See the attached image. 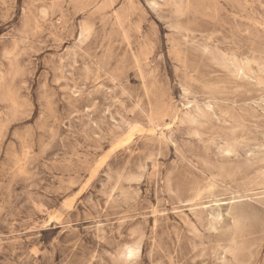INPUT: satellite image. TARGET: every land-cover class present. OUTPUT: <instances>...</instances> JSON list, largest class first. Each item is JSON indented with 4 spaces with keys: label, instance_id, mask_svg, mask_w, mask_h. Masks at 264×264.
Here are the masks:
<instances>
[{
    "label": "rangeland",
    "instance_id": "obj_1",
    "mask_svg": "<svg viewBox=\"0 0 264 264\" xmlns=\"http://www.w3.org/2000/svg\"><path fill=\"white\" fill-rule=\"evenodd\" d=\"M0 264H264V0H0Z\"/></svg>",
    "mask_w": 264,
    "mask_h": 264
},
{
    "label": "bare ground",
    "instance_id": "obj_2",
    "mask_svg": "<svg viewBox=\"0 0 264 264\" xmlns=\"http://www.w3.org/2000/svg\"><path fill=\"white\" fill-rule=\"evenodd\" d=\"M174 148V147H173ZM250 155V154H249ZM203 194V193H202ZM197 209V208H196Z\"/></svg>",
    "mask_w": 264,
    "mask_h": 264
}]
</instances>
